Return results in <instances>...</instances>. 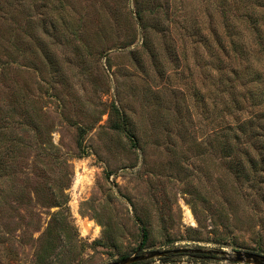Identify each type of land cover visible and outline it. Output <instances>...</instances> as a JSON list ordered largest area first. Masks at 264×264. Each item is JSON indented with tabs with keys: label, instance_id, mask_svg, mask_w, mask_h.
<instances>
[{
	"label": "rangeland",
	"instance_id": "374dc122",
	"mask_svg": "<svg viewBox=\"0 0 264 264\" xmlns=\"http://www.w3.org/2000/svg\"><path fill=\"white\" fill-rule=\"evenodd\" d=\"M256 1L0 0V264L264 253Z\"/></svg>",
	"mask_w": 264,
	"mask_h": 264
},
{
	"label": "trees",
	"instance_id": "16d2710c",
	"mask_svg": "<svg viewBox=\"0 0 264 264\" xmlns=\"http://www.w3.org/2000/svg\"><path fill=\"white\" fill-rule=\"evenodd\" d=\"M260 5L264 6V3L260 4V2L256 1L254 3V6L253 5L250 6V11L248 14H246V15H248L247 21H246L247 26L239 18L234 19V20H239L241 25H244V27H248L247 30L251 32L250 37L253 38L255 45L258 47L257 53L259 54V56H258L257 60H259L261 57L264 58V23L261 21V17L263 15L259 11L260 8H258V7H260ZM239 28L240 27L235 26L233 29H235V32H236ZM232 43H233L232 46L234 48L239 49V46H240L238 44L239 40L236 42L234 40V42H232ZM252 72H253V69L251 70V72H248V76H247L248 79L251 76L250 73H252ZM253 75H257L258 77H260L259 72H255ZM256 78L251 79V81L256 80ZM249 100H250L249 107L251 109L257 108V109H255V111L252 110L253 111L251 113L252 116H254V117L262 116L264 118V88L261 90V92L259 91V93L256 96L251 95ZM120 123H121L122 129L124 130L125 124H124V119L122 118V116H121V122ZM263 157H264V155H263ZM253 161H255V160H253ZM6 172H7V165H5V163H4V155L0 153V176H3ZM141 231H142V239H143L142 246H144L146 244V241L148 238V231H147L145 226H142ZM218 242L221 243L222 241L218 240ZM177 254H179V253H171V254H168V255L160 257V258L163 260L169 259V256H173V255H177ZM145 262L146 261H140V262H135L133 264H141V263H145Z\"/></svg>",
	"mask_w": 264,
	"mask_h": 264
},
{
	"label": "water",
	"instance_id": "95a60500",
	"mask_svg": "<svg viewBox=\"0 0 264 264\" xmlns=\"http://www.w3.org/2000/svg\"><path fill=\"white\" fill-rule=\"evenodd\" d=\"M171 253H195L204 254L206 257L219 255L221 258L228 260L233 263H245V264H264V253L235 249L229 251L226 249H206L202 247L191 248V247H180L173 249H156L150 251L140 252L138 250L135 254L123 257L107 264H133L135 262L146 261L149 259L163 257Z\"/></svg>",
	"mask_w": 264,
	"mask_h": 264
},
{
	"label": "flooded vegetation",
	"instance_id": "af4514ba",
	"mask_svg": "<svg viewBox=\"0 0 264 264\" xmlns=\"http://www.w3.org/2000/svg\"><path fill=\"white\" fill-rule=\"evenodd\" d=\"M204 255V254H203ZM204 256H207V255H204Z\"/></svg>",
	"mask_w": 264,
	"mask_h": 264
}]
</instances>
